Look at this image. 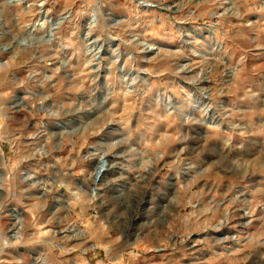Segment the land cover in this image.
I'll use <instances>...</instances> for the list:
<instances>
[{"label": "rangeland", "instance_id": "374dc122", "mask_svg": "<svg viewBox=\"0 0 264 264\" xmlns=\"http://www.w3.org/2000/svg\"><path fill=\"white\" fill-rule=\"evenodd\" d=\"M16 1L0 0V40L4 45L43 15L59 18L72 12L81 33L93 23V17L82 7L85 0ZM111 3L114 7L102 9L100 24L104 28L115 30L116 25L128 23H132L137 32L147 28L151 42L162 52L178 50L180 41L170 39L171 34L185 40L195 39L209 52L223 49L228 53L225 62L238 63L240 69L238 75L231 78L233 83L227 95L208 98L195 93L191 85H184L193 92V106L186 114L199 120L201 112L206 110L204 123L181 127L179 121H170L162 115L160 122L154 125L155 132L171 138L169 152L184 149L180 155L166 156L168 167L153 182L154 185L161 182L157 198L151 202L144 198L135 215L117 217L115 212L107 211L109 198L106 197L101 206L99 200L93 202L81 196L72 205L77 231L71 235L75 238L53 255V264H264V0H164L162 8L149 7L142 0H111ZM237 12L239 15L234 14ZM97 37H103L94 46L103 58L98 82L103 88L110 79L108 64L116 58L114 52L121 41L110 38L104 31L95 33L92 39L97 40ZM71 43L75 46V41ZM123 64L121 60V66ZM143 66L150 67L147 63ZM155 67L163 71L164 64L161 62ZM95 68L93 65L92 75L96 74ZM13 72L20 75V66L15 62L7 73L0 69V126L8 123L22 128L28 116L23 109L29 93L23 84L17 86L13 81ZM80 75L85 83L77 95L87 89L89 79L87 70ZM139 75L151 87L150 93L142 99L134 96L121 99L117 94V102L110 101L108 110L100 111L97 116L104 122L101 135L110 128L122 127L125 120L135 127L142 116L152 123L157 102L167 103L166 96H171L168 73L156 76L150 68L149 72ZM209 83L213 82H205L204 86ZM100 95L97 93L98 98ZM181 103L178 97L171 100L172 105ZM212 105L223 107H210ZM5 113L9 117L7 121L2 119ZM35 125L33 116L27 125L28 135L17 133L20 138L15 146L0 141V185L9 170L15 172L21 167L20 161L12 160L10 153L24 155L44 151L42 143L33 144ZM72 132L81 138L82 155L88 152L89 143L98 138L96 132H92L91 137L75 129ZM184 137L187 140L182 144ZM205 141L209 147L215 145L221 151L228 147L240 167L230 169L226 164L221 167L219 157L205 151L200 156L207 161L203 168L183 171L189 150L199 149ZM38 160L41 158L36 156L26 163L36 165ZM41 162L49 161L44 157ZM61 162L69 168L75 163L70 147L63 153H55V160L51 161L53 164ZM95 163L89 161V165ZM120 171L114 168L106 171L105 176L114 179ZM25 176H31V172H26ZM119 186L113 185L114 188ZM7 195L9 193L0 187V200ZM128 195L131 196V192ZM132 203L136 206L134 200ZM23 212L22 207L11 201L4 223L12 227ZM32 216L36 218L37 213L33 212ZM80 232L83 236L77 235ZM13 234L9 232V238ZM45 251L39 244L17 245L0 250V261L37 264Z\"/></svg>", "mask_w": 264, "mask_h": 264}, {"label": "clouds", "instance_id": "9594fccd", "mask_svg": "<svg viewBox=\"0 0 264 264\" xmlns=\"http://www.w3.org/2000/svg\"><path fill=\"white\" fill-rule=\"evenodd\" d=\"M142 2L149 7L165 6L164 0ZM109 6L114 7L111 0H85L82 7L93 17V23L82 33L76 27L74 14L68 12L59 18L44 17L30 24L13 35L6 45L0 40V45H3L0 69L7 73L13 62L19 65L20 75L13 72L12 79L17 86L23 84L29 93L25 97L27 105L23 111L28 116L23 127L3 124L0 126V141L15 146L20 138L17 133L28 135L27 125L34 116L33 144L44 145L42 153L9 154L12 160L20 161L21 167L15 172L9 170L8 177L0 185L9 193L0 200V250L29 243L42 245L46 251L40 255L37 264H53V255L63 250L68 240L75 238L71 235L77 231L72 205L81 196L93 202L99 200L101 206L106 197L109 198L107 211L115 212L117 217H125L129 213L135 215L144 198L150 202L156 199L161 182L155 185L153 182L168 167L166 156L180 155L184 149L169 152L171 138L155 132L154 125L160 122L162 115H166L170 121H179L181 127L190 123H204L208 115L206 110L201 112L199 120L186 114L193 106V92L186 90L184 85H191L195 93L208 98L227 95L233 83L231 78L237 76L240 69L238 63L225 62L228 58L226 51L219 49L209 52L195 39L185 40L171 34L170 39L180 41L179 48L176 52H162L151 42L147 28L137 32L132 23H128L116 25L115 30L106 29L100 24V19H103L102 9ZM234 14L239 15L238 12ZM100 31L121 41L114 52L116 58L108 64L110 79L103 88L98 83L103 58L94 47L103 37L92 39ZM73 32L77 34L73 36ZM71 41H75V46ZM150 53L152 55L149 57ZM121 60H124L123 66ZM161 62L164 64L163 71L155 67ZM145 63L150 67H144ZM93 65H96L95 75H92ZM150 68L156 76L163 75L165 71L168 73V92L171 96H166L167 103L157 102L152 123L142 116L135 127L129 126L128 120H125L122 127L110 128L101 135L104 122L97 119L99 112L107 111L110 101L117 102V94L121 99L133 96L142 99L148 95L151 87L142 81L139 74L149 72ZM85 70L89 76L87 89L82 95H77L85 83L80 75ZM132 72L136 75L133 76ZM205 82L213 83L205 87ZM97 93H101L99 98ZM174 97L182 102L179 106L171 104ZM2 119L7 121L9 117L5 113ZM45 121L48 123L45 124ZM73 129L86 132L89 137L92 132L97 133L98 138L89 143L86 154H81V138L72 132ZM185 140L187 137L181 143ZM226 144H230V141H226ZM69 147L75 161L71 168L63 162L51 163L55 160V153H63ZM205 151L219 157L221 167L225 164L230 169L240 167L228 147L221 151L215 145L209 147L205 141L199 149L189 150L187 163L182 170L203 168L207 161L201 160L200 156ZM36 156L41 160L47 157L49 162L44 164L38 160L36 165L26 163ZM89 161L96 163L89 165ZM114 168L121 170L119 175H115L114 179L105 176L106 171ZM26 172H31V176L26 177ZM117 184L120 186L114 188L113 185ZM61 189L64 191L61 192ZM11 201H15L24 212L16 219V224L9 227L4 221ZM33 212L37 213L36 218L32 216ZM9 232L14 233L11 238ZM77 235L83 236V233ZM0 264L6 262L0 261Z\"/></svg>", "mask_w": 264, "mask_h": 264}, {"label": "bare ground", "instance_id": "6f19581e", "mask_svg": "<svg viewBox=\"0 0 264 264\" xmlns=\"http://www.w3.org/2000/svg\"><path fill=\"white\" fill-rule=\"evenodd\" d=\"M16 2L18 3V0H17ZM16 2H15V3H16ZM19 2H21V0H19Z\"/></svg>", "mask_w": 264, "mask_h": 264}, {"label": "water", "instance_id": "95a60500", "mask_svg": "<svg viewBox=\"0 0 264 264\" xmlns=\"http://www.w3.org/2000/svg\"><path fill=\"white\" fill-rule=\"evenodd\" d=\"M44 17H46V16H45V15H43V18H44ZM43 18H42V19H43Z\"/></svg>", "mask_w": 264, "mask_h": 264}]
</instances>
